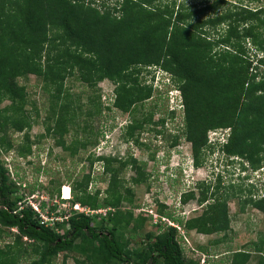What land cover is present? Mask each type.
Returning <instances> with one entry per match:
<instances>
[{
    "label": "trees",
    "instance_id": "trees-1",
    "mask_svg": "<svg viewBox=\"0 0 264 264\" xmlns=\"http://www.w3.org/2000/svg\"><path fill=\"white\" fill-rule=\"evenodd\" d=\"M206 11H211L209 17L201 18L197 6L177 0H116L114 6L108 0H0V243L12 237L10 243L0 246V264H56L60 254L61 264H67L70 253L78 255L77 264H85V260L90 264H200L185 255L184 236L178 227L165 224L154 236L138 233L147 217L134 213L133 184L148 179L146 163L138 158L90 152V170L102 162L104 173L110 175L107 195L101 202L100 190L88 192L91 174L98 173L92 170L74 187L79 192L75 202L104 210L105 223L94 226L91 215L75 210L66 223L68 228L59 232L41 223L32 205L19 204V187L10 179L2 156L15 147L11 129L25 130L19 145L21 155L31 153L33 144L45 136L56 137L58 144L73 153L94 144L88 137L66 143L68 133L78 130L71 122L81 115L79 100L65 89L67 79L77 74L94 91L104 79L115 84L112 104L102 105L101 94H97L96 112L115 107L131 113L126 134L139 144V135L152 119V113L137 116L133 109L151 96L153 86L140 78L147 67L166 72L170 87L181 92L183 133L192 144L195 165L201 164L202 151L210 143L219 145L224 158L242 160L243 169L250 174L262 169L264 175V0H212ZM30 75L41 80L49 96V115L42 121L46 132L35 142L29 132L40 112L29 99L26 79ZM5 99L11 105L1 107ZM29 103L32 109L26 108ZM216 129L224 131L223 141L210 140L209 131ZM173 139L174 147L177 136ZM128 167L136 173L127 186L121 175ZM59 173L52 180H59ZM182 174L179 170V177ZM217 180L219 188V175ZM203 186L199 201L212 202L201 215L184 220L162 203L158 206L161 219L168 217L184 230L203 234L227 232L228 201L237 193L222 198L216 195L218 191L207 194L210 187ZM35 189L30 186V192ZM243 195L239 198L242 211L251 205L264 212V193L257 195L248 188ZM195 196L191 190L181 199L185 203ZM123 202L132 207L125 208ZM125 229L130 230L128 237L123 235ZM25 237L32 241L24 242ZM217 242L220 240L213 243ZM251 243L248 248L227 249L230 263L248 264L257 252L261 254L258 264H264V234L261 242Z\"/></svg>",
    "mask_w": 264,
    "mask_h": 264
},
{
    "label": "rangeland",
    "instance_id": "rangeland-1",
    "mask_svg": "<svg viewBox=\"0 0 264 264\" xmlns=\"http://www.w3.org/2000/svg\"><path fill=\"white\" fill-rule=\"evenodd\" d=\"M103 1V0H99ZM116 0H108V4L114 6ZM166 3L171 0H163ZM178 4L185 2L187 6H197L201 10L200 16L208 18L210 12L206 11L207 6L212 0H177ZM233 1V0H231ZM263 4L255 3L253 7ZM205 13L207 15H205ZM143 68L140 74L141 80L146 84H151V96L143 101L137 102L133 106L137 116L152 113V119L149 118L145 124V129L139 135V144L132 138H128L126 134V126L130 123L132 114L120 111L117 108H104L99 114L96 112V103L98 100L97 94H101L102 105L107 106L112 104L115 99V84L104 79L99 82L98 90L94 91L87 85L82 83L77 76L69 77L66 81V91L68 90L72 97L79 100L81 108H79V117L71 122V125L77 127V131L72 129L65 137L67 144H74L76 138L81 141L88 137L94 144H90L86 150L73 153L71 148H64L56 141L54 136H45L35 142L38 136L46 131L43 120L49 115L47 111L48 94L42 88V82L35 75H30L27 80L30 86L29 99L36 103L39 107V121L34 123L29 132L30 139L34 141L32 152L27 155H21L19 145L23 144L24 131H12L11 136L15 139V147L4 152L2 158L6 162L9 169V177L14 180L19 187L18 196H22L19 204L37 206L41 213L40 219L45 222L46 226L56 228L62 232L68 228L66 224L69 216L75 211L74 203L75 196L79 192L75 191L74 187L83 180V174L93 173L96 170L98 173L91 174L88 184V192L94 194L100 190L99 199L102 202L107 195V187L110 175L104 173V165L102 162L95 163L92 170L87 156L92 153H101L102 155H112L114 157L126 158L134 156L141 162H145V173L148 174V179L135 186L134 200L136 208L133 209L136 216L147 217L144 226L138 233L150 232L152 236L156 235L162 226L170 224L172 219L168 217H160L158 206L165 203L170 211L178 218L187 220L204 212V208L212 202L199 201L203 194L204 186L210 187L207 194L213 191L216 195L222 198L226 193H237L236 197L229 199L228 214L230 216V229L225 232L215 234H203L195 229L185 230L182 227L180 230L184 233L182 241L185 255L187 258L199 260L200 264L205 261L208 264H231L227 249L244 248L252 246L253 241L261 242L264 234V212L259 209L246 205L245 209L241 210L240 196L248 193V188L258 194L264 193V175L262 169L257 171L244 170L242 166H246L242 160L232 158H224L223 153L219 150V145L210 144L202 151L199 166L194 164V154L192 144L186 139L184 125V107L181 105L180 98H175L178 91L168 90L163 87V81L168 83V79H159L162 77L155 68ZM24 82V81H23ZM175 85V84H174ZM177 87V84L175 85ZM177 92V93H176ZM94 97V98H92ZM93 99V101H91ZM95 99V101H94ZM11 101L5 99L1 107L10 106ZM33 104L26 106L27 109H32ZM82 110V111H80ZM92 111V114H89ZM34 114V113H33ZM146 116V115H145ZM86 126V128H85ZM86 130V131H85ZM93 132V134H92ZM211 141H223L224 131L216 129L215 132L209 131ZM138 133L136 132V136ZM173 136H177V143L173 147L171 142ZM97 138V139H96ZM96 139V140H95ZM96 148V149H95ZM97 150V151H95ZM154 155V157H152ZM230 160V161H229ZM228 161V163H226ZM41 164L40 169H36ZM244 164V165H243ZM13 169L11 173L10 168ZM179 170L183 172V176L179 177ZM60 172L59 180L56 179L55 173ZM136 171L131 167L125 169L121 178H124L128 185H131L130 178L134 176ZM218 175L221 177V186L217 188ZM20 184V185H19ZM83 185V183H80ZM254 184V188L251 186ZM35 185L36 189L30 192V186ZM66 185L71 187L72 198L65 200L61 196V187ZM85 185V184H84ZM203 187V188H202ZM243 191H239V189ZM193 190L195 198L189 199L187 202H182V194ZM244 196V195H243ZM242 196V197H243ZM125 208H130L127 202H123ZM88 206V205H87ZM173 209V210H172ZM43 214V216H42ZM93 218V225L100 226L105 223L104 213H89ZM177 223V222H175ZM66 224V226H63ZM13 230V229H11ZM12 232H15L14 230ZM129 229H125L123 235L128 237ZM24 242H31L30 238H23ZM220 242L215 243V240ZM12 241V237H6L0 246H4ZM214 242V243H213ZM251 244V245H250ZM202 246L205 248H202ZM230 254V255H229ZM76 253H70L67 258V264H77L75 261ZM261 254L252 253V257L248 264H258ZM82 258H84L82 256ZM81 258V259H82ZM63 254L56 257V264H61ZM85 264H90L85 260Z\"/></svg>",
    "mask_w": 264,
    "mask_h": 264
},
{
    "label": "clouds",
    "instance_id": "clouds-1",
    "mask_svg": "<svg viewBox=\"0 0 264 264\" xmlns=\"http://www.w3.org/2000/svg\"><path fill=\"white\" fill-rule=\"evenodd\" d=\"M157 71L161 74V76L162 77H159V79H168V83H166V82H164L163 81V87H165V88H168V90H172V91H170V92H173V91H178V93L177 94H175V98H180V100H181V105H182V96H181V92L179 91V89H176V88H174V87H170V78H169V75L166 73V72H164L163 70H161V69H158V68H156L155 69V74L157 73ZM182 107H183V105H182ZM10 168V171H11V173H13V169L11 168V167H9ZM63 186H65L66 187V185H63ZM63 186L61 187V196H62V198L63 199H65V200H69V199H71L72 198V191H71V187L70 186H68V188H70V195H69V197H64L63 196ZM79 203H77V204H74V206H76V205H78ZM79 206L80 207H87V206H83V205H81V204H79ZM74 209H75V207H73ZM88 208H90V207H88ZM91 209V208H90ZM76 211H78V212H80L78 209H75ZM93 210V209H92ZM104 213V210H98V212L96 213V214H99V213ZM38 213L39 214H41L39 211H38ZM90 215V214H89ZM43 216V215H42ZM41 223H45L43 220H41ZM173 223H175V222H173ZM175 224H178V223H175ZM172 225V224H171ZM173 226H175V225H173ZM175 227H177V226H175ZM182 228V227H181ZM179 229V228H178ZM179 231H180V229H179ZM185 231V230H184ZM181 234L183 235V233L181 232ZM184 236V235H183ZM185 237V236H184ZM205 263V262H204Z\"/></svg>",
    "mask_w": 264,
    "mask_h": 264
},
{
    "label": "built area",
    "instance_id": "built-area-1",
    "mask_svg": "<svg viewBox=\"0 0 264 264\" xmlns=\"http://www.w3.org/2000/svg\"><path fill=\"white\" fill-rule=\"evenodd\" d=\"M66 187L65 186H63V196L66 198V196H65V193H66V189H65ZM68 194L70 195V188H69V190H68ZM31 203V205L37 210V211H40L39 209H38V207L37 206H34V204H32V202H30ZM75 207V209H78L80 212H85L86 214H89V213H97L98 212V210H92V209H90V208H88V207H80L79 206V204L78 205H76V206H74ZM43 215V214H42ZM172 225H175V226H177L180 230H181V227L180 226H178L177 224H175V223H173V222H170ZM183 233V232H182ZM183 235H184V233H183ZM186 238V237H185Z\"/></svg>",
    "mask_w": 264,
    "mask_h": 264
},
{
    "label": "bare ground",
    "instance_id": "bare-ground-1",
    "mask_svg": "<svg viewBox=\"0 0 264 264\" xmlns=\"http://www.w3.org/2000/svg\"><path fill=\"white\" fill-rule=\"evenodd\" d=\"M65 189H66L65 196H66V197H69V194H68V190H69V188L66 186V188H65Z\"/></svg>",
    "mask_w": 264,
    "mask_h": 264
}]
</instances>
